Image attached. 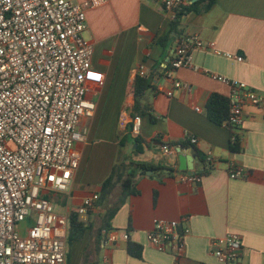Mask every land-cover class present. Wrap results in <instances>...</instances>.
<instances>
[{
    "label": "crops",
    "instance_id": "1",
    "mask_svg": "<svg viewBox=\"0 0 264 264\" xmlns=\"http://www.w3.org/2000/svg\"><path fill=\"white\" fill-rule=\"evenodd\" d=\"M87 22L84 38L93 45L88 87L96 113L81 123L87 134L80 145V167L68 191L52 195L56 210L71 218L86 197L101 195L103 182L126 156L166 169L137 176L139 193L123 203L119 186L87 213H78L82 224L71 229L70 223L67 264H221L210 246L230 233L243 241L240 264H264V109L246 107L244 124L236 132L239 152L231 150L234 131L207 114L213 94L229 100L232 93L229 83L214 76L264 94V0H215L209 9L185 15L176 30L161 0H108L87 10ZM190 35L214 46L194 49L196 68L168 76L165 67L178 41ZM228 53L244 61L228 58ZM141 67L152 78V87L141 100L143 113L136 115L132 87L142 76ZM176 81L190 87L176 88ZM137 116L142 117L138 136L132 133ZM191 136L198 145L190 143ZM135 139L140 140L138 154L132 153ZM164 143H184L186 153L196 151L200 182L179 179V155L164 153ZM208 155L218 161L212 170L205 166ZM230 166L242 170L243 177L231 178ZM116 206L109 220L107 212ZM156 219L177 220L180 228H190L184 257L161 252L148 240ZM109 231L119 233L117 241L108 240ZM130 246L140 249V257L129 252Z\"/></svg>",
    "mask_w": 264,
    "mask_h": 264
},
{
    "label": "built area",
    "instance_id": "2",
    "mask_svg": "<svg viewBox=\"0 0 264 264\" xmlns=\"http://www.w3.org/2000/svg\"><path fill=\"white\" fill-rule=\"evenodd\" d=\"M108 0H0V264H67L70 216L56 210L52 195L67 192L81 163L80 145L87 134L81 128L96 113L89 96L93 45L84 38L87 10ZM173 21L191 0H161ZM206 45L197 35L184 36L165 67L168 76L193 65L194 49ZM242 62L243 56L226 54ZM144 76V68L139 69ZM214 78L229 83V118L226 124L237 142L249 105L264 109V94L246 83ZM102 83V81H99ZM175 87L188 89L181 81ZM166 94L173 96V91ZM200 111L199 108H196ZM142 117L133 119L132 133L141 132ZM198 145L197 137L189 138ZM170 155L186 153L181 146L162 145ZM217 159L208 155L205 166L212 170ZM195 170V169H194ZM203 170V169H202ZM231 178L243 171L229 167ZM201 172H181L186 183L201 181ZM100 200L99 193L86 197L77 213L85 214ZM190 228L177 220L156 219L148 240L161 252L184 257ZM110 242L117 231L106 232ZM125 240L129 234L123 235ZM243 241L230 233L216 239L210 253L221 264H240ZM179 264V263H178Z\"/></svg>",
    "mask_w": 264,
    "mask_h": 264
},
{
    "label": "trees",
    "instance_id": "3",
    "mask_svg": "<svg viewBox=\"0 0 264 264\" xmlns=\"http://www.w3.org/2000/svg\"><path fill=\"white\" fill-rule=\"evenodd\" d=\"M215 0H198L196 2H192L191 4L184 6L178 13L175 20L171 21L172 23V29L176 30L177 27L180 24L181 19L191 13L192 11H201L209 9L213 4ZM152 78L149 76H137L135 83L132 87V91L135 96V104H134V111L136 112V115H141L143 113L142 103L141 100L145 94V92L152 87ZM207 114L208 117L217 124H225L226 121L229 118V100L228 98H225L218 94H213L208 101L207 105ZM137 143V148L135 150H132V153L138 154L141 153L140 151V140L135 139L133 144ZM240 142L237 140V142L231 144V150L233 152H239L240 151ZM122 145H125L123 143ZM163 145V144H162ZM161 145V147H162ZM168 146H178L173 145L171 143H167ZM179 146L182 148H186V145L184 143H179ZM129 156H126L122 158V160L118 161L113 169L110 175L107 177V179L102 184L101 189V195L100 198L102 201L108 199L112 194L113 191L117 187H121L122 193H121V202L123 203L125 199H127L130 195H136L139 193L138 189L136 188V177L137 176H144L147 175L149 171L158 172L165 170V167H154L153 165L145 162V161H136L131 160ZM170 172H173L172 169H169ZM202 173H207V169L204 168ZM118 211V206L111 208L107 212V218L109 220L113 219V216ZM78 213H72L70 218L71 223V229L75 227V225H81L82 223L78 221ZM71 237V233H70ZM129 252L134 255L140 257L141 252L139 250H135L133 246L129 247Z\"/></svg>",
    "mask_w": 264,
    "mask_h": 264
},
{
    "label": "water",
    "instance_id": "4",
    "mask_svg": "<svg viewBox=\"0 0 264 264\" xmlns=\"http://www.w3.org/2000/svg\"><path fill=\"white\" fill-rule=\"evenodd\" d=\"M197 1V0H194ZM137 144L135 145V148ZM196 155V151H193L191 154L181 153L179 154V170L183 172H187L189 174L195 173L196 164L194 163V158ZM151 173V171H149Z\"/></svg>",
    "mask_w": 264,
    "mask_h": 264
}]
</instances>
